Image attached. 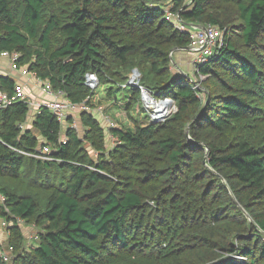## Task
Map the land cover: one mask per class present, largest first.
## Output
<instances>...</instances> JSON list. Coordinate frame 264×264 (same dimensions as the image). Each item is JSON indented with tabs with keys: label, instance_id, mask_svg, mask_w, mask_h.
I'll use <instances>...</instances> for the list:
<instances>
[{
	"label": "trees",
	"instance_id": "1",
	"mask_svg": "<svg viewBox=\"0 0 264 264\" xmlns=\"http://www.w3.org/2000/svg\"><path fill=\"white\" fill-rule=\"evenodd\" d=\"M164 1L0 0V58L18 54V71L73 104H92L93 73L114 105L125 95L132 118L138 70L140 86L177 106L164 122L142 104L144 122L114 119L110 149L93 108L79 115L83 138L73 117L64 129L40 108L21 131L29 105L2 109L0 220L14 224L0 264H264V0L171 1L183 24L225 33L197 88L172 69L192 37L166 20ZM16 87L0 77L10 97ZM47 145L52 160L23 154ZM17 219L39 230L30 249Z\"/></svg>",
	"mask_w": 264,
	"mask_h": 264
},
{
	"label": "built area",
	"instance_id": "2",
	"mask_svg": "<svg viewBox=\"0 0 264 264\" xmlns=\"http://www.w3.org/2000/svg\"><path fill=\"white\" fill-rule=\"evenodd\" d=\"M166 20L171 22L175 29L181 32H187L192 37V44L189 47L192 52L196 54V66L205 64L210 61L215 56H218L221 51L226 48L227 41L225 38L224 31L220 30L218 27L213 26L211 24L202 26L204 29H201L196 26L189 27L186 24H183L181 20L174 16L171 12V9H166ZM3 58L11 59L13 63H15L19 56L18 54H10L8 52H4L1 55ZM196 67V68H197ZM198 71V70H197ZM133 80L129 84L136 85L141 90V101L146 106L149 111L151 122H162L169 118L173 113L177 111L176 103L173 99L165 98L160 99L156 98L150 91L146 88L136 84L135 79L140 77V74L133 73ZM41 81V80H40ZM44 86V91L49 99L45 100H37V101H29L24 94V90L22 87H16V94L14 97H10L6 92L0 89V111L2 109L7 108L15 101H23L29 105V108L32 112H36L40 108L49 109L57 118L58 121L62 123L64 129L67 127V123L70 117H73V127L77 128V123L75 120V116L78 113L84 111H91L90 106L87 101L82 104H73L70 102L64 95L63 92H54L50 85L47 82L41 81ZM86 84L90 89H95L99 86L98 76L96 74H87L86 76ZM196 85L195 88L199 86V83L194 82ZM194 88V89H195ZM109 115H107V120L109 121ZM26 124H21L19 129L24 131L27 129ZM114 123L111 121L109 124V128L113 127ZM78 129V128H77ZM63 141L66 140V137L63 135ZM51 149L48 146H40L35 153H23L26 156L34 157L39 160H52L50 157ZM6 198L0 194V205H4ZM8 211V210H7ZM20 225H23L24 222L21 219H17ZM2 245V244H0ZM0 259L5 262H9V256L4 251V249H0Z\"/></svg>",
	"mask_w": 264,
	"mask_h": 264
},
{
	"label": "rangeland",
	"instance_id": "3",
	"mask_svg": "<svg viewBox=\"0 0 264 264\" xmlns=\"http://www.w3.org/2000/svg\"><path fill=\"white\" fill-rule=\"evenodd\" d=\"M171 1L172 0H165L164 1V3L165 2L167 3L166 9H171V7H172ZM190 51L187 52L186 49L182 50V52H184V54H185L184 55L185 57L181 56V55L176 57V55H174V61L173 62L176 64L178 62V64L177 65L173 64L172 69H173L174 73L184 75L185 77L190 78V80H193V82L199 83L200 82L199 80L204 79V76L198 75V71L196 68L197 66L195 64L196 63V54L194 52H192V51L190 52ZM133 76L134 75H132V78H131L132 80H133ZM140 79L141 78L139 77V78L135 79L134 82L136 84L140 85ZM130 82H131V80H130ZM105 89H106V87H103V86H100V87L97 86L95 89H93L94 91H97V92H95L96 95L93 97V100H91L92 104L89 106L91 109L92 108L94 109V111H93L94 114L99 119H101L103 126L107 129V134L109 133V129H110L109 124L111 121L114 122L113 121L114 119L116 120V124L118 123L119 126L125 127V128L134 127L135 122H137L136 120H138V121L141 120L144 122L146 113L143 112V108H142L141 104L145 107L148 114H149V111L143 103H141L139 106H137V108L135 110H133L132 118H130V116L127 114L126 110L124 109L125 103L123 101L126 99L125 95L122 92H120L119 93V99H118L119 101L116 103V105H114L112 103V101H110L108 99L109 98L108 96L104 97V94L106 96ZM80 114L81 113L76 114L75 120L77 123V128H78L79 133H80V137L83 138L84 127H83V124L81 121V117L78 116ZM107 115L110 116L109 121L106 118ZM166 120H164V121H166ZM164 121H162V122H164ZM32 125H33L32 123H28L26 125L27 129H33ZM107 139H108L107 140V147L110 149L114 146L113 145L114 141L113 142L111 141L112 137L109 134H108ZM91 153L94 154V152L92 150H91ZM94 158L95 159L97 158L96 155H94ZM11 224L13 225L14 223H11ZM8 226H10V223H7L6 221L0 220V236H2L0 238V244H2L1 245L2 249H4V251H6V253L8 254L9 261H11L13 252H12V249L9 248V250H8L6 248L8 239H4L5 238L4 234H6ZM21 227H22V230L24 232L25 239H26V249H30L33 246H35L37 243L36 239L39 236V230L36 229L34 226H31L27 223L26 224L24 223L23 225H21Z\"/></svg>",
	"mask_w": 264,
	"mask_h": 264
},
{
	"label": "crops",
	"instance_id": "4",
	"mask_svg": "<svg viewBox=\"0 0 264 264\" xmlns=\"http://www.w3.org/2000/svg\"><path fill=\"white\" fill-rule=\"evenodd\" d=\"M186 51L189 52L190 50L186 49ZM174 55H176V57H178L179 55L184 56L185 54H184V52H182V50H176L174 52ZM174 64H176V63H174ZM177 64H178V62H177ZM1 76L2 77H8V78H11V79L15 80L16 84H17V87H22L23 88L24 94L27 97V100H29V101H34L35 102L37 100L49 99L46 96V93L44 91V86H43L42 82L39 79H37L34 75H31L30 73H28L27 70H19L18 71L14 67V65L12 64L11 60H9V59L0 58V77ZM35 113L36 112H34V110H32V112L30 110L28 123H32L33 124L35 116H36ZM98 120L103 125L101 119L98 118ZM84 133H85V128H84ZM38 138H39L41 144L45 143V140L42 139L40 136H38ZM111 141L113 142V139ZM48 147L52 151V148L50 146H48ZM94 155H96V157H97V154L94 153L93 156ZM1 221H4V220H1ZM10 226H12L11 223H10ZM10 226L7 227L6 234H4V236H5L4 239H9V231L8 230H9ZM1 237L2 236H0V238Z\"/></svg>",
	"mask_w": 264,
	"mask_h": 264
},
{
	"label": "water",
	"instance_id": "5",
	"mask_svg": "<svg viewBox=\"0 0 264 264\" xmlns=\"http://www.w3.org/2000/svg\"><path fill=\"white\" fill-rule=\"evenodd\" d=\"M199 28L204 29V27H202V26L199 27ZM187 49H190V48H187ZM134 73H135V74H140V72H139L138 70H134ZM187 133H188V131H187Z\"/></svg>",
	"mask_w": 264,
	"mask_h": 264
}]
</instances>
